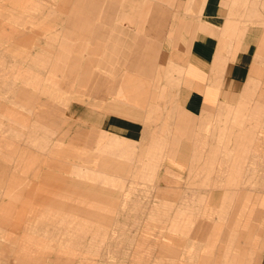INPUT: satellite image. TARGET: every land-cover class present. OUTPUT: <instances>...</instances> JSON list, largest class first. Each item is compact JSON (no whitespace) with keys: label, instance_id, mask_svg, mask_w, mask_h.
Segmentation results:
<instances>
[{"label":"crops","instance_id":"crops-1","mask_svg":"<svg viewBox=\"0 0 264 264\" xmlns=\"http://www.w3.org/2000/svg\"><path fill=\"white\" fill-rule=\"evenodd\" d=\"M54 4L53 13L46 15L50 26L58 27L49 30L55 41H49L45 68L67 70L78 81L94 71L98 75V82L88 85L100 95V105L96 109L80 105L79 117L98 123L100 134L117 136L122 147L128 145L129 161H164L159 173L168 197L173 196L171 189L186 186L169 184L172 166L205 168L210 161H230L231 176L225 182L235 186L215 183L205 191L209 207L219 215L208 223L205 218L195 220L192 235L214 230L217 246L218 231L235 230L240 261L264 264V227H250L248 179L243 174L250 144L258 135L263 141L262 131L255 133L250 125L264 126V106L250 108L249 103L261 101L256 95L264 79V0H58ZM24 5L25 1L17 0V7ZM21 70L18 75H29ZM19 91L30 94L29 102L43 104L39 118H50L60 110L35 98L33 92ZM223 145L225 157L217 151ZM99 165L123 168L102 159ZM44 173L43 178L68 181ZM192 190L194 194L187 197H200L199 183ZM34 191L32 186L23 196L27 200ZM15 205L8 200L0 204V223L12 232L26 212L25 201L18 209ZM254 232L255 248L249 240ZM62 237L67 247L52 244L49 249L33 250L24 245L16 259L24 261L19 256L33 251L40 256L36 264L59 263L53 255L65 256L62 264H73L70 234ZM252 252L255 260L249 257Z\"/></svg>","mask_w":264,"mask_h":264},{"label":"rangeland","instance_id":"rangeland-1","mask_svg":"<svg viewBox=\"0 0 264 264\" xmlns=\"http://www.w3.org/2000/svg\"><path fill=\"white\" fill-rule=\"evenodd\" d=\"M23 1L24 7H17V0H0V204L13 201L18 209L25 201L26 210L14 232L0 223V264H36L40 256L33 251L19 256L24 261L16 259V253L23 252L24 245L33 250L52 244L67 247L62 236L69 234L73 264H243L235 230L218 231L217 246L214 230L192 235L195 220L205 218L208 223L219 215L209 207L205 191L215 183L235 186L225 182L231 176L230 161H210L205 168L172 166L169 184L186 186L171 189L173 196L168 197L159 173L164 161H129L128 145L122 147L117 136L100 134L98 123L79 117L80 105L93 109L100 105V95L88 85L98 82L97 71L78 81L67 70L45 68L49 41H55L49 30L58 27L50 26L46 14L53 13L58 0ZM23 68L29 71L27 77L18 75ZM23 88L60 110L39 118L43 104L29 102L30 94L19 93ZM256 96L261 101L250 102V108L264 106V79ZM250 127L255 133L262 131L263 141L258 134H249L258 137L250 144L243 174L248 179L250 227L262 230L264 126ZM217 151L222 157L227 154L224 145ZM100 159L123 168H104ZM44 172L68 181L43 178ZM198 183L200 197H187ZM32 186L35 191L26 200L23 194ZM257 238L255 232L250 236V247L255 248ZM52 258L60 260L57 264L65 261L63 255Z\"/></svg>","mask_w":264,"mask_h":264}]
</instances>
